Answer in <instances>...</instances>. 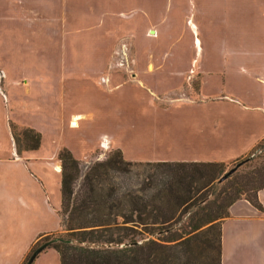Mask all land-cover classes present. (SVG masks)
<instances>
[{
	"label": "crops",
	"instance_id": "obj_1",
	"mask_svg": "<svg viewBox=\"0 0 264 264\" xmlns=\"http://www.w3.org/2000/svg\"><path fill=\"white\" fill-rule=\"evenodd\" d=\"M182 5L188 11H180ZM186 26L194 34L190 56L182 49L185 42L180 44ZM128 45L132 69L114 67L117 49ZM0 68V80L6 81V91L0 84V185L8 195L14 165L31 183L34 191L20 189L26 222L47 215L60 221L61 167L56 165L60 171L51 183L37 162L51 163L57 152L59 161L63 143L41 151L43 126L65 120L67 108L73 126L80 117L90 122L93 103L82 92L92 85H104L110 94L133 84L150 92L154 102L158 81L164 75L171 79L165 91L181 95L186 118L166 140L156 135L159 149L165 141V152L148 161L234 159L264 137V0H0ZM30 105L38 106V116L28 118ZM11 121L41 130L40 147L19 151ZM107 142L121 148L107 133L96 148ZM257 197L262 207L244 195L230 204L221 223L222 264H264V186ZM46 231L30 239L16 264ZM47 249L58 258L56 248ZM40 260L39 254L34 264Z\"/></svg>",
	"mask_w": 264,
	"mask_h": 264
},
{
	"label": "trees",
	"instance_id": "obj_2",
	"mask_svg": "<svg viewBox=\"0 0 264 264\" xmlns=\"http://www.w3.org/2000/svg\"><path fill=\"white\" fill-rule=\"evenodd\" d=\"M24 134L30 139L29 148L40 146V131L28 127ZM15 138L17 141L16 134ZM262 147L264 137L253 149ZM59 158L63 161L60 215L64 231L41 234L34 246L56 248L60 264H222L221 223L229 215L230 204L244 195L262 207L257 191L264 182L253 195L237 185L236 195L227 200V211L210 207L190 230L168 236L165 234L180 230L177 224L182 215L196 207L192 214H197L202 202L208 201L209 195L202 190L220 184L223 161H147L157 171L148 173L137 187L122 190L116 182L108 186L106 182L112 180V171H129L135 161L116 148L89 167L76 190L80 160L67 146L59 150ZM214 204L220 206L217 200ZM186 233L190 235L184 237Z\"/></svg>",
	"mask_w": 264,
	"mask_h": 264
},
{
	"label": "rangeland",
	"instance_id": "obj_3",
	"mask_svg": "<svg viewBox=\"0 0 264 264\" xmlns=\"http://www.w3.org/2000/svg\"><path fill=\"white\" fill-rule=\"evenodd\" d=\"M186 8L188 7L182 5L180 11H188ZM190 11H192V9H190ZM198 16L199 15H197V18ZM185 29L186 32L180 44L185 42V46L182 49L184 50L185 56H190L193 54L191 53V47L194 44V34L187 26ZM178 30L180 31L181 28ZM201 38L204 40L206 39L204 33L201 34ZM116 58L117 60L115 61L114 67L132 69L134 60L133 50L129 45L117 49ZM1 71L2 70H0V72ZM96 77H99L101 81H106L102 73L96 74ZM4 79L5 78L2 77L0 84L2 89L6 91V81ZM170 80L169 77L164 75L162 79L158 81L160 87L157 88V91L152 95L154 102L151 100L150 92L133 84L124 83L115 90H112L110 94H105L103 89H101L104 85H101L100 88L97 84L92 85L88 90L82 92V94H89L93 103V113L90 122L88 121L89 119L85 121L80 117L78 125L73 126L69 123L68 118L71 109L67 108L65 113H63V115L65 114L67 116L65 120L44 123L47 125L43 126L44 146L41 151H52L58 148V144L63 143V146L74 149V155L81 156L80 158L77 157L80 160L81 167L80 175L75 182V189L78 190L89 167L98 161L106 159L109 154L117 148L114 145L108 144V142L106 148H96L100 145L101 138L104 134H112L117 138V142L121 144V148L124 150H122L123 155L125 153L124 157L126 159H132L135 163L129 165V171H112L114 176L111 181L106 182V186L114 181L122 190L137 187L148 173L157 171L156 167H152L146 162L152 160L150 157L156 155V152H165V141L164 144L160 143L159 149L156 142V135L159 133V138L166 140L169 131L176 127L182 129L183 121L186 118L182 107H179L182 106L180 103H183V101L179 99L181 95L176 97L170 93L167 94L168 91H165ZM197 82L198 81H195V86L198 85ZM154 103H157L159 108H156ZM30 106L31 107L28 108V118L38 116L40 113L34 111L37 110L38 106ZM60 114H62V112H60ZM32 122L37 123V121L34 120ZM10 125L13 134L15 133L17 135L16 142L17 146H19V151L22 152L23 149H34L29 148L30 139L24 134V129L32 126H22L14 121H11ZM35 129L40 131L43 137V132L38 128ZM63 146H61L60 149ZM85 152L88 154L83 157ZM57 157L51 158V163L47 161L43 163V161L41 162L40 160L37 162L42 168V173L46 175L48 181L51 183H54V181L56 182L58 171H60L57 169L56 165H60L61 171L63 169V161L62 159L58 161ZM222 161L224 162L225 172L239 162H242V164L238 167L236 172L221 181L216 188L210 187L203 189V193H207L209 198L208 201L202 202V206H200L198 210L199 212L195 215L192 214V211L197 209L196 207L182 215L181 220L177 224L180 230L165 235L173 236L174 233L190 230L193 223L201 218V220L205 218L204 215L210 207L214 206L213 208L216 210L218 209L220 212L227 211V200H229L231 195H236L237 185L246 187L248 189V194L253 195L257 186L264 182V147L251 149L248 153L234 159ZM55 162V167H53ZM1 166L4 165L0 164V168ZM9 167L14 168L13 174L10 172L9 177L12 179L14 176L15 177L13 181L14 185L12 189H10L8 195L6 189L0 185V253L6 252L7 254V256L0 255V262L1 258H5L6 264H16L23 248L27 246L28 242L35 234L45 230L50 231L41 234L58 233L64 230L61 225V215L60 221L57 216L54 217L52 215H47L43 218L32 217L28 222L25 221V207L20 205V189L23 187H30L29 190H31L33 188L31 187V183L22 178L20 175L21 172L18 171L20 169L18 166L14 165ZM52 187L54 188V186ZM240 194H246V192L241 191ZM6 195L8 196L7 198L5 197ZM215 200L220 204L219 207L215 206ZM61 209L62 203L59 213ZM2 212L6 213L7 216L2 214ZM207 225L208 224H205L203 227ZM40 235H38L37 239L32 244L22 264H26L32 251L39 246V244L35 246L34 244L41 237ZM187 235L190 234L186 233L184 237ZM137 237L140 238L141 236L137 235ZM46 248L39 253L42 258V260H40L41 264H60L59 254L56 259L55 252H52L53 250L51 249L46 250ZM35 264L38 263L36 262Z\"/></svg>",
	"mask_w": 264,
	"mask_h": 264
},
{
	"label": "water",
	"instance_id": "obj_4",
	"mask_svg": "<svg viewBox=\"0 0 264 264\" xmlns=\"http://www.w3.org/2000/svg\"><path fill=\"white\" fill-rule=\"evenodd\" d=\"M242 164V162L237 163L235 166L231 167L230 169H228L220 178L219 180L222 181L224 179H226L230 174H232L240 165ZM46 248V244H42L40 246H38L36 249H34L32 251V253L30 254V256L27 259L26 264H33L34 260L36 259V257L38 256V254L44 250Z\"/></svg>",
	"mask_w": 264,
	"mask_h": 264
}]
</instances>
